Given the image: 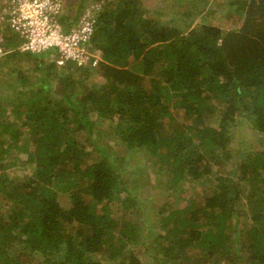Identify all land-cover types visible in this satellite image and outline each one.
<instances>
[{
    "label": "trees",
    "instance_id": "trees-1",
    "mask_svg": "<svg viewBox=\"0 0 264 264\" xmlns=\"http://www.w3.org/2000/svg\"><path fill=\"white\" fill-rule=\"evenodd\" d=\"M85 1L60 17L65 31L75 25ZM92 1L99 7L85 46L100 51L102 62L81 67L90 75L99 68L103 82L71 98L67 82L52 89L40 81L37 91H28L22 81L14 85V98L0 100V264H105V259L117 264H214L218 259L238 264L226 223L242 197L237 185H230L236 171L238 182L250 186L245 201L251 223L247 264H264V150L253 152L230 131L232 124L247 120L264 135V0H188L192 10L187 15L175 10L178 25L147 18L138 0ZM226 10L231 11V27L205 21L209 14ZM198 15L201 21L193 27ZM1 31L4 49L15 50L22 38L6 23ZM20 55L19 50L5 54L0 67ZM57 66L49 63L46 76ZM92 111L104 121L89 117ZM214 111L219 113L216 125L206 116ZM234 139L238 149L249 148L238 155L230 176L216 177L214 194L201 206L160 203L162 218L149 246L150 261L138 259L146 235L134 207L145 211L150 206L138 195L144 188L140 178L126 176L124 157H111L109 141L158 156L168 166L161 164L158 176L167 174L165 182L175 188L183 180L215 176L220 161L227 167ZM23 152L34 172L18 182L7 169L22 165ZM9 154L11 164L5 161ZM117 207L132 218L119 219ZM209 225L216 226L203 228ZM190 249L199 250L200 260L187 255Z\"/></svg>",
    "mask_w": 264,
    "mask_h": 264
},
{
    "label": "rangeland",
    "instance_id": "rangeland-1",
    "mask_svg": "<svg viewBox=\"0 0 264 264\" xmlns=\"http://www.w3.org/2000/svg\"><path fill=\"white\" fill-rule=\"evenodd\" d=\"M111 2H117L118 0H110ZM1 2V0H0ZM65 2V1H64ZM140 8H142L145 11V14L147 18L155 20L158 23H162L165 20L171 19L173 20L172 25L177 23L179 20V15L176 14L175 10H181L185 11L184 15H187L192 8L190 6L192 5H187L189 4L188 0H138ZM72 4V8H74V12L77 10L78 5H79V0H66L63 14L68 15L69 12L67 11L68 5ZM85 8L78 11V18L76 23L81 19L83 13H85L87 10H91V8H95L96 6L99 7V4L92 1V0H86L84 2ZM182 6V7H180ZM216 4L214 5V7ZM215 9H217L215 7ZM93 13V12H92ZM163 13L165 16H163ZM231 13V11H230ZM228 10L226 11H216L213 14H209L206 18L205 21L207 23L209 22L213 26H221L223 29L229 28L232 26L231 21L228 17L230 14ZM165 17V18H164ZM149 19V20H150ZM195 21L193 24V27L195 24L199 23L201 21V16H196L194 17ZM66 22V20H65ZM75 23V24H76ZM171 25V26H172ZM175 25V26H176ZM2 28V24L0 26V31ZM2 32V31H1ZM2 36H0V41L2 40ZM11 45L16 46L13 42H11ZM88 59L86 63H91L93 65H98L99 67V62H102V56L100 54V51H94V49L90 48V45L88 46ZM31 55L33 56L32 58L30 56L26 55ZM43 62L44 65H46L44 68L37 67V62ZM5 61V60H4ZM56 61H58V58H54L50 56L49 53H39V54H29L25 53L23 55H20L18 57H11L10 60L5 61L4 66L0 67V100L2 97H10L14 98V85H18V83L22 82L24 83V90H38V83L40 81L48 82L51 85V88L54 89L55 86H58V83H62L63 85L65 82H67V87H66V94L70 96L71 98L75 96V93L77 95H80L83 93V90L85 91H90L92 88H94V84H100L103 82L102 78L100 76V69L98 68L96 71H92L93 73H83V67L78 66L76 63L73 62H68L64 61L61 64H58ZM56 62V64L59 69H52L55 72H51L50 70V75L46 76L47 74L45 73V68L49 65V63ZM42 64V63H40ZM66 64V65H65ZM67 66L66 69H63L61 66ZM85 65V64H84ZM83 66V65H82ZM43 67V66H42ZM80 67V68H79ZM5 69L6 71H1ZM61 70V71H60ZM66 76V79L68 78L69 80L66 81L64 78ZM24 77V78H23ZM26 77V79H25ZM44 80H43V78ZM22 78V79H21ZM76 78H79L80 81L76 82ZM41 83V82H40ZM41 86V85H40ZM76 97V96H75ZM67 98V97H66ZM69 100V99H67ZM215 101V100H214ZM6 110L10 109V105H6ZM219 111V109H218ZM8 112V111H7ZM217 111H214V113H208L206 116L212 117L209 121V124H218V115ZM89 117L92 118H99V122H103L104 120L102 119V116H99V114L94 113L93 111L88 114ZM119 114L115 116V120L117 122L119 118ZM5 119V118H4ZM15 120V119H14ZM190 122V121H189ZM208 122V121H207ZM244 124H237L234 123L232 124L231 132L237 136H241L242 142L245 143L246 145L252 146V151L253 152H260L261 150H264V143H260V140H264V135L261 134V132H258L256 129H254L247 120L244 121ZM102 125V124H101ZM100 125V126H101ZM107 125V121L105 122V126ZM96 129H100L99 125H95ZM103 131H107L103 130ZM103 131H99L102 135L108 136V137H113L114 135L110 136L112 134L110 131H108L106 134H104ZM103 132V133H102ZM80 134L78 136V139H82L83 137L80 138ZM24 142V139L22 140ZM120 141V140H119ZM239 142L238 139H234V149L231 152V156L233 157L232 160L227 163V167H224L220 163L215 165L214 168V173L215 176H203L201 179H198L196 181H181L177 186L174 187H169V185L165 182L167 178V174H163L160 177L158 174H162V172L159 170V167L164 166V168H168V166L164 165V162L159 159L158 156H152L151 153L146 150V149H138V148H133V149H128L126 150L124 148V144L120 141L121 146H116V144L112 141H109V146L112 147L114 152L111 154V157H113V160L118 159L119 157H124L125 159V174L127 177L131 176L134 178H140L139 184L143 185L144 188L141 187L139 189L138 195L143 200L145 205H149L150 207H145L147 208L144 211V208L139 210L138 207H134L135 210H138L139 217H136L137 223L142 226V229L145 226V230H143L142 235H146L145 238H143V248L141 250V253H138V259H140L142 262H146L145 260H149V257L151 256L152 250H149V246L154 242V236L159 232L160 228V221L162 218V215L159 214L158 206H160V203H167V206L173 207L177 206L178 204L181 205L185 201L188 202H194L195 205L201 206L204 203V199L207 196H212L214 193V188L213 186H217L218 179L219 178H225L230 176V171H232L234 168H236L238 164V155H241L244 150L249 148V146L244 145V147L241 149H238L237 143ZM22 143V142H20ZM26 145V148L28 150H31L33 147L32 146H27L26 141L23 143V146ZM88 151H91V147H87ZM24 151V149H23ZM25 152V151H24ZM22 153V155H19V162L20 166H12L7 169L8 174L11 175V179H15L18 182H23L27 176L32 175L34 170L32 169L33 163H29L26 161V155L27 152ZM160 153H165V149H161L159 151ZM221 155V153H218ZM92 154L91 156H93ZM14 156V154H13ZM95 156H98L96 153ZM224 158V157H223ZM6 162H11L13 159H10V154L8 157L5 158ZM118 161V160H117ZM17 163V164H18ZM226 163V162H225ZM118 166L121 167L120 163L117 162ZM156 164V165H155ZM225 168V169H224ZM132 170H135L132 173ZM236 173L235 177L230 176L231 178V186L237 185V188L241 190L242 192V197L241 200L236 204V209L233 212L232 215L227 217V228H228V233L230 234V239L233 242V249H234V254L237 258L238 264H247L248 262V257L250 255V249L245 245L246 242L249 239L248 235V228L251 226V223L249 219L247 218V212L248 214L250 213V208L248 204H246V195L250 191V186L247 184V182H238L240 180L238 171L233 172ZM218 174V175H217ZM218 179H217V178ZM170 179V178H169ZM162 181L161 185H159V181ZM235 184V185H233ZM162 190V191H161ZM161 193V194H159ZM157 195L160 197L159 202L155 200L154 195ZM151 199L153 204H151ZM116 205L112 207V210H115ZM120 211L118 213L119 219L122 221H126L128 218H132L127 211L124 209H120V207H117ZM142 214V216H140ZM250 215V214H249ZM216 225H209V226H203V228L206 230H211L213 227ZM150 230V231H149ZM205 230V231H206ZM152 232V233H151ZM244 243V244H243ZM128 249V246H127ZM126 249V250H127ZM134 249V248H131ZM135 250V249H134ZM199 253V250L194 251V249H190L188 251V256L191 258H194L195 260H200V258L196 255ZM36 255L38 258H42V255H40L39 252L35 251L33 253ZM106 262L105 264H117L118 262H113L110 261V259H105ZM222 260V259H221ZM127 261V260H126ZM125 261V262H126ZM183 264V260L180 262ZM171 264H179L175 263V261H172ZM191 264V263H187ZM214 264H222L219 262V259L216 263Z\"/></svg>",
    "mask_w": 264,
    "mask_h": 264
},
{
    "label": "built area",
    "instance_id": "built-area-1",
    "mask_svg": "<svg viewBox=\"0 0 264 264\" xmlns=\"http://www.w3.org/2000/svg\"><path fill=\"white\" fill-rule=\"evenodd\" d=\"M97 9L96 6L87 10L69 31H65L60 19L64 15V0H2L0 26L6 23L22 41L15 50H8L1 40L0 58L19 50L23 54L49 53L58 58V64L64 61L78 66L86 64L85 43L94 32Z\"/></svg>",
    "mask_w": 264,
    "mask_h": 264
},
{
    "label": "clouds",
    "instance_id": "clouds-1",
    "mask_svg": "<svg viewBox=\"0 0 264 264\" xmlns=\"http://www.w3.org/2000/svg\"><path fill=\"white\" fill-rule=\"evenodd\" d=\"M65 2H66V0H64ZM65 2H64V6H65ZM68 5V4H67ZM71 7H72V4H70V6L68 5V9H67V11L69 12V9H71ZM80 10V9H79ZM69 62V61H68ZM81 67V66H80Z\"/></svg>",
    "mask_w": 264,
    "mask_h": 264
}]
</instances>
